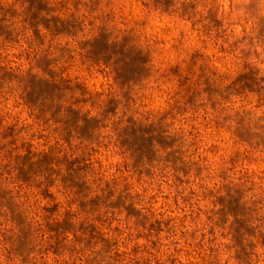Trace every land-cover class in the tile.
Listing matches in <instances>:
<instances>
[{
  "label": "clouds",
  "instance_id": "clouds-1",
  "mask_svg": "<svg viewBox=\"0 0 264 264\" xmlns=\"http://www.w3.org/2000/svg\"><path fill=\"white\" fill-rule=\"evenodd\" d=\"M0 264H264V0H0Z\"/></svg>",
  "mask_w": 264,
  "mask_h": 264
}]
</instances>
